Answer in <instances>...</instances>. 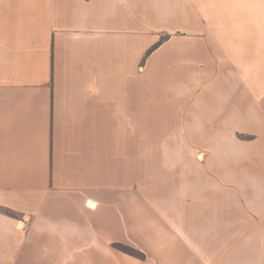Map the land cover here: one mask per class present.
I'll return each instance as SVG.
<instances>
[{
	"label": "crops",
	"instance_id": "obj_1",
	"mask_svg": "<svg viewBox=\"0 0 264 264\" xmlns=\"http://www.w3.org/2000/svg\"><path fill=\"white\" fill-rule=\"evenodd\" d=\"M0 264H264V0H0Z\"/></svg>",
	"mask_w": 264,
	"mask_h": 264
},
{
	"label": "trees",
	"instance_id": "obj_2",
	"mask_svg": "<svg viewBox=\"0 0 264 264\" xmlns=\"http://www.w3.org/2000/svg\"><path fill=\"white\" fill-rule=\"evenodd\" d=\"M114 246L121 250V251H124L126 253H129L131 255H135L136 253L140 254V255H144L140 250L132 247V246H129V245H126V244H123V243H115Z\"/></svg>",
	"mask_w": 264,
	"mask_h": 264
},
{
	"label": "rangeland",
	"instance_id": "obj_3",
	"mask_svg": "<svg viewBox=\"0 0 264 264\" xmlns=\"http://www.w3.org/2000/svg\"><path fill=\"white\" fill-rule=\"evenodd\" d=\"M134 256L139 257V258H144L145 255L142 256V255L136 253Z\"/></svg>",
	"mask_w": 264,
	"mask_h": 264
},
{
	"label": "bare ground",
	"instance_id": "obj_4",
	"mask_svg": "<svg viewBox=\"0 0 264 264\" xmlns=\"http://www.w3.org/2000/svg\"><path fill=\"white\" fill-rule=\"evenodd\" d=\"M88 204H90V205H94V204H91L90 202H88Z\"/></svg>",
	"mask_w": 264,
	"mask_h": 264
}]
</instances>
